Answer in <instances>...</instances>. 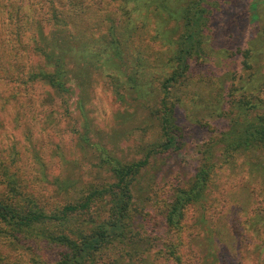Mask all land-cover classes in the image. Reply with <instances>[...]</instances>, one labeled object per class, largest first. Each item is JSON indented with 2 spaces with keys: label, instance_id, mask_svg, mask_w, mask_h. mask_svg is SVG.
Listing matches in <instances>:
<instances>
[{
  "label": "rangeland",
  "instance_id": "rangeland-1",
  "mask_svg": "<svg viewBox=\"0 0 264 264\" xmlns=\"http://www.w3.org/2000/svg\"><path fill=\"white\" fill-rule=\"evenodd\" d=\"M78 1L81 3L78 10L85 13L79 18H87L86 28L94 39L104 31L103 24L98 23L101 14L117 16L116 0H96L98 4L95 0ZM239 1L229 12L223 8V16L211 25L207 36L208 60L198 64L201 72L194 77L201 81L193 83L188 96L177 102L178 121L191 139L188 146L180 151L150 155L137 184L143 207L127 252L119 256L96 255L89 264H176L165 248L180 237L186 241V248L179 251L182 264H264L263 148L236 152L214 171L205 198L196 209L186 211L184 228L169 231L162 220L164 205L200 163L202 144L227 126L228 119L212 100V84L216 83V76L226 85L232 82L227 67L233 63L239 65V49H251L253 60L250 61L254 64L249 70L239 71L235 82L238 87L248 86L246 90L253 95L252 102L264 107V43L260 42L264 33V0ZM252 2L256 5V19L244 17ZM156 7L152 4L149 10H143L151 19L127 41L130 53L127 59L143 60L145 71L152 73L151 81L141 80L138 70L131 69L128 74L121 71L122 75L113 73L115 78H110L106 71L88 66L87 79L80 82L76 71L69 80L72 92L58 97L43 82L23 86L15 76L0 69L2 192L11 191L21 201L47 209L61 206L74 201L79 194L64 195L57 178L81 176L86 181L97 173L109 178L106 170L98 169L95 155L105 151L122 162H131L155 145L157 122L152 112L160 106L161 99L160 82L155 77L176 47L169 46L156 34L153 21V14L159 11ZM44 11L37 13V19L45 37L51 26L45 21ZM28 12L27 9L24 13ZM23 20L21 43L26 45L36 32L27 24L28 19ZM173 26L171 22L164 29ZM9 31H14L13 24L5 22L0 15V51L13 40V36H8ZM178 33H174V39ZM7 57L4 53L0 63L10 62ZM17 59L24 67L42 61L40 55L33 53L31 44L29 49L20 50ZM168 70L166 67L165 71ZM203 72L206 76L200 74ZM129 75L141 80L142 94L148 91L146 99ZM241 87L237 95L245 89ZM85 136L88 142L83 141ZM109 181L101 179L100 183ZM76 187L79 190L80 181ZM46 252L28 244L0 240V264L48 263L54 253Z\"/></svg>",
  "mask_w": 264,
  "mask_h": 264
},
{
  "label": "trees",
  "instance_id": "trees-1",
  "mask_svg": "<svg viewBox=\"0 0 264 264\" xmlns=\"http://www.w3.org/2000/svg\"><path fill=\"white\" fill-rule=\"evenodd\" d=\"M98 1L94 2L98 4ZM116 1L117 16L101 14L98 23L103 24L104 31L94 39L88 34L90 29L86 28L87 18H79L85 13L78 10L81 4L78 0H0V15L5 22L14 26V31L8 33V36H13V40L2 47L0 55L1 58L5 53L10 62L6 60L0 63V69L4 74L15 76L18 84L23 86L43 82L58 97L72 92L69 80L76 71L80 82L87 79L88 66L96 67L101 72L106 71L110 78H115L113 73L122 75L121 71L128 74L131 69L138 70L141 80L151 81L152 73L145 71L143 60L127 59L130 54L127 41L131 34L137 33L151 19L143 10H149L152 4L160 11L153 14L156 34L169 46H176L169 59L161 64V71L155 77L160 82L161 93L160 106L152 112L153 117L155 115L153 120L157 122L158 139L145 155L138 160L122 162L105 151L100 152L94 156L98 159L96 165L99 170H106L109 178H102L104 174L98 173L86 181L81 176L76 179L57 178L59 190L64 195L67 192H78L79 196L74 201H66L51 209L23 202L15 193L0 190V240L16 242L18 245L28 244L39 248L41 252L54 253L48 263L38 261L35 264H89L96 255L119 256L127 252L126 247L131 238L134 239L132 234L137 230L135 222L143 207L141 189L137 186L140 175L149 164L152 153L180 151L188 146L191 139L178 121L177 102L188 96L193 83L201 81L194 77L201 72L198 64L208 60L207 36L211 25L218 23L223 16V8L229 12L240 2ZM254 5V2L249 5L244 13L245 18L248 16L256 19ZM27 9L29 12L25 14ZM42 9L45 10V21L51 26L45 37L37 19V13ZM18 14L28 19L27 24L36 32V35L29 37L28 46L21 43L25 23ZM171 22L174 26L164 29ZM177 31L178 37L174 39ZM261 36L260 42L264 43V33ZM30 44L33 53L40 55L42 61L24 67L17 55L21 49H29ZM239 53V65L233 63L227 67L232 82L226 85L216 76V83H211L214 88L212 100L218 104L220 114L228 119L227 126L218 134L210 135L202 144L200 163L192 176L182 187L177 188L164 205L162 220L169 231L184 228L186 211L196 209L205 198L216 169L227 163L236 152L264 149V107L252 102L253 95L246 90L248 86H240L245 89L237 95L240 87L235 82L239 71L249 70L254 64L250 61L253 51L248 48L239 49ZM166 67L168 71H165ZM200 74L206 76V72ZM129 77L139 86L135 85L146 99L148 91L142 94L144 86L139 84L141 80L132 75ZM83 141L88 142V138L83 137ZM221 159L222 162L219 161ZM101 179L111 181L101 184ZM79 181L78 190L76 186ZM182 247L186 248L183 237L166 245L165 250L170 252L176 264H182L179 253Z\"/></svg>",
  "mask_w": 264,
  "mask_h": 264
}]
</instances>
